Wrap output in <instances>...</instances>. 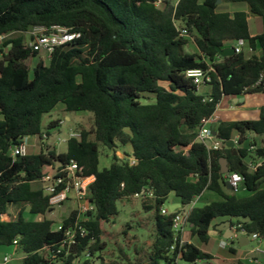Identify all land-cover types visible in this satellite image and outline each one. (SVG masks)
<instances>
[{"label": "trees", "instance_id": "16d2710c", "mask_svg": "<svg viewBox=\"0 0 264 264\" xmlns=\"http://www.w3.org/2000/svg\"><path fill=\"white\" fill-rule=\"evenodd\" d=\"M218 1L0 0V36L19 34L0 47V247H19L26 254L22 264H48L64 233L55 231L56 223L46 218L53 212L49 197L34 184L48 174L46 167L61 168L72 160L85 176L96 178L91 187L96 212L83 224L89 234L73 248L68 264L89 245L99 264L213 260L196 244L176 239V212L162 213L171 195L183 208L206 191L221 197L190 210V234L203 244L210 242L217 220H232V226L240 224L264 240V163L255 170L248 165L250 159L264 158V108L258 120L216 123L213 130L224 143L222 150L197 142L199 129L224 97L264 92V82L258 84L264 74V0ZM226 3H245L249 12L221 10ZM250 16L262 20L258 35L251 31ZM54 26L81 37L57 48L46 63L41 52L27 46L24 35L36 28L50 33ZM191 39L198 50L194 54L186 50ZM239 40L245 41L242 53L220 55L217 48L229 49ZM246 47L254 53L248 56ZM36 57L39 61L31 70L26 62ZM209 67L214 70L205 94L187 72ZM60 105L94 119L90 131L68 140L64 153L46 143L60 121L43 126L44 117ZM34 136L41 141L39 154L11 155L13 147ZM102 149L114 153L103 168ZM118 149L124 158L116 155ZM221 159L227 160L230 173L244 177L246 195L227 188ZM143 189L154 194L142 200L143 210L152 214V244L148 250L136 249L134 257L120 250L116 259H105L104 223L119 216V201L133 199ZM11 207L20 208L19 215L5 220ZM75 218L73 212L63 223L69 226ZM233 245L229 252L236 255Z\"/></svg>", "mask_w": 264, "mask_h": 264}, {"label": "rangeland", "instance_id": "374dc122", "mask_svg": "<svg viewBox=\"0 0 264 264\" xmlns=\"http://www.w3.org/2000/svg\"><path fill=\"white\" fill-rule=\"evenodd\" d=\"M172 4H175L178 0H169ZM221 10L224 11H233V10H246L248 6L245 3H226L220 7ZM252 30L255 31V25L258 24L259 32L262 30V20L259 17L251 16L250 18ZM36 31L34 29L31 33L25 34V41L28 43L31 40L32 34ZM18 33L11 35L10 37H17ZM1 47V46H0ZM247 55H251L254 52L249 50L248 47L245 48ZM187 52L190 54L197 53L198 50L194 43V40H190V44L187 47ZM1 56V52H0ZM40 58L48 63L50 56L46 51H41ZM39 61V58H31L26 62V64L30 67L31 70L35 68ZM31 76H33V71L31 72ZM203 89V88H202ZM152 96V95H151ZM153 100V96H152ZM66 118H70L68 121ZM60 121L59 126L52 131L51 136H48L46 143L50 146L56 147L59 153H64L67 151V142H63V139H68L71 133H80L82 130L90 131L94 125L93 115L90 113H69L64 110L63 106L60 105L55 111L46 115L44 117L43 126L44 129H47V126L51 122ZM26 147L28 153L31 154H39L41 152V141L39 137H27L26 138ZM127 149V148H126ZM113 152L102 149L101 151V168L107 167L110 165ZM116 155L119 158H124L123 150L118 149ZM55 168L46 167L45 172L48 174H54ZM35 188H41V183H35ZM239 195L243 196L247 193L241 188L238 192ZM174 200L171 203L170 200L166 202L164 208L170 212H174L175 210L181 209L182 205L180 202L172 198ZM221 197L211 191H206L202 196L197 197L195 199L194 207H203L205 205L211 204L212 202L220 201ZM193 205L187 207V210ZM118 207L120 210V214L115 218L111 223H104L103 228L106 231L103 237V242L105 243V250L102 253V256L107 259H116L120 255V250H123L126 254L130 255V257H134L136 254V249H147L153 242V221L151 219L152 214L146 213L142 207L141 199H130V200H122L118 202ZM75 208L73 203H65L63 207L56 209L53 213H48L46 215L47 219L53 220L55 223L62 222L65 218H67L71 211ZM25 214L27 217L29 215V207H27ZM185 208L181 210L187 211ZM20 208L11 207L8 215L5 217V220H14L19 215ZM127 225H131L129 228ZM125 232L128 234L125 235ZM186 234L183 235L187 240L193 241L194 238L190 234L189 227H186ZM241 234L236 233L235 237L226 241V239H222L227 242L229 245H233V247L239 249L243 252V254H249L253 247H256V242H252L251 245L248 246H240V238ZM194 244L201 247L203 250L210 252L214 259L205 262H197L191 263L186 261H179V264H232L233 262H229L227 259L233 258V255L229 252L228 248H221L220 239H211L208 244L201 243L197 238L194 240ZM9 256L11 258L10 262L7 264H22L23 258L26 257V254L17 246H2L0 247V264L4 263V257ZM258 258L263 259L260 262H256ZM254 264H264V256H259L257 258H253ZM249 261V259H247ZM96 263L99 264V261L96 260Z\"/></svg>", "mask_w": 264, "mask_h": 264}, {"label": "built area", "instance_id": "2783aa9c", "mask_svg": "<svg viewBox=\"0 0 264 264\" xmlns=\"http://www.w3.org/2000/svg\"><path fill=\"white\" fill-rule=\"evenodd\" d=\"M167 0H157V4H161ZM183 35H187V31L183 30ZM81 37L80 33L72 32L67 28L54 26L50 33L46 32L45 28H36V31L32 34L31 40L27 43V46L35 52L46 51L49 56L53 52L62 46L68 45L79 39ZM5 37L0 36V43H4ZM245 41L239 40L234 44L235 53L240 54L244 51ZM213 67L208 69H192L187 72V77L192 78L194 83L199 87L200 91L202 88H208L206 83L210 81V73L213 71ZM264 82V74L261 75L258 84ZM216 119L214 115L206 121V123L199 129V139L203 142L209 141L210 149L219 151L224 147V143L214 135L213 126L216 124ZM68 139H63V142H68L72 137H79L78 133H71ZM47 138V135L44 136ZM233 140L234 145L238 143ZM252 151L256 150V147L251 148ZM28 150L26 147V138L23 143L19 146L13 147L11 150V155L13 157L25 156ZM136 161L132 158L131 164L134 165ZM264 163V158L250 159L248 161L249 168L252 170L257 169ZM228 180L231 183L232 191L238 193L244 183V177L239 173H229L227 174ZM94 176H85L83 171L80 169L79 164L76 161H70L68 164L61 168H55L54 174L45 175L40 183L42 184V189L45 195L49 197V203L53 212L64 206L65 203H73L75 208L71 211L76 213L75 221L69 225L65 226L62 222L56 223L54 225L55 231H62L64 233V240L61 246L52 252L48 264H68L70 255L72 254L73 248L80 245L82 239H84L88 234V229L83 225L85 222L89 221L92 215L96 212V207L91 201V187L95 182ZM154 197L153 192L143 189L141 192L133 196L134 199H145ZM195 201L191 204L194 207ZM52 212V213H53ZM162 213L164 215L169 214L166 209L163 208ZM189 211L176 212L173 231L175 233L176 239L181 236L183 237L186 227H189L188 217ZM70 216V215H69ZM68 216V217H69ZM6 217V216H5ZM4 217V219H5ZM67 217V218H68ZM234 235L236 233L241 234L244 237L251 239L253 242H257L258 245L253 247V253L264 254V240L258 234L249 235L240 224L232 227ZM95 242L91 239L90 244ZM182 242L184 239L182 238ZM17 243V241H15ZM222 246L228 248L229 244L223 242ZM11 258L6 256L4 258V263H9ZM97 255H92L90 252V245L82 252L81 256L71 261V264H97ZM251 262H254L251 259Z\"/></svg>", "mask_w": 264, "mask_h": 264}, {"label": "crops", "instance_id": "0c3cea01", "mask_svg": "<svg viewBox=\"0 0 264 264\" xmlns=\"http://www.w3.org/2000/svg\"><path fill=\"white\" fill-rule=\"evenodd\" d=\"M237 10H233V11H229V12H235ZM241 11V10H238ZM243 11H247L249 12V9L243 10ZM251 18V16H250ZM249 18V20H250ZM250 26H251V22H250ZM258 24L255 25V31L252 30L251 27V31L253 33V35H258L262 32L263 30V26H262V30L261 32H259L258 29ZM13 35V34H12ZM11 36V35H10ZM10 36L5 37L4 42L10 38ZM32 38V37H31ZM3 44V43H2ZM2 44L0 43V46H2ZM232 46V45H230ZM234 47V44H233ZM1 58V56H0ZM202 93L207 94L208 92V88H203L201 90ZM236 97H224L223 100L221 101V103L218 105L217 110L214 114V118L216 119V122H221V121H241V120H258L260 118V114L262 109L264 108V92L263 93H259V94H248L245 96V101L243 103H235L234 99ZM68 121L70 120V118H66ZM173 195L170 196L169 200L171 201V203L174 202V200L172 199ZM191 206V205H189ZM187 206V207H189ZM187 207H185V209L187 210ZM164 208V207H163ZM165 209V208H164ZM182 209H184L183 207L181 209L175 210L173 213L181 211ZM192 209V207L190 208V210ZM167 210V209H166ZM168 211V210H167ZM189 211V210H187ZM169 212V211H168ZM172 213V212H170ZM228 220H217L213 223V228L210 230V240L211 239H220V245L221 248H224L222 246L223 242H225L222 239H226V235H230L229 232H226L225 229L227 227V225L225 224ZM233 231V228H232ZM187 232H185L184 234H186ZM235 237V235H234ZM244 236H241V238L239 239L240 242L242 241L245 246L251 245L253 241H251V239L245 240ZM184 242H189V243H194L193 241L187 240L186 237L184 236ZM229 239H226V241ZM256 244L258 245V243L256 242ZM230 246V245H229ZM199 247V246H198ZM244 247V246H243ZM200 249H202L201 247H199ZM235 248V247H234ZM203 250V249H202ZM229 250V247H228ZM237 254L233 255V258H229L227 259L229 262H236L237 260H243V261H248L247 259H249V263L254 264L253 262H251L252 256L253 258H257L259 256H264V254L262 253H253L252 251L249 254H243L242 251H240L239 249H237ZM205 251V250H203ZM208 252V251H205ZM210 253V252H208ZM6 257V256H5ZM4 257V258H5ZM24 259V258H23ZM263 259L258 258L257 260H255L257 263L260 262L262 263ZM200 262V261H199ZM5 264V263H3Z\"/></svg>", "mask_w": 264, "mask_h": 264}, {"label": "water", "instance_id": "95a60500", "mask_svg": "<svg viewBox=\"0 0 264 264\" xmlns=\"http://www.w3.org/2000/svg\"><path fill=\"white\" fill-rule=\"evenodd\" d=\"M218 3L220 4L221 0H219ZM217 50L219 51V53H220V55L222 57H228V56H232V55L235 54V50H234L233 47H231L229 49H226V50H221L220 48H217ZM244 101H245V96L236 97L234 99L235 103H238V102L243 103ZM214 135H216V132H214ZM197 142L198 143H202L203 141L201 139H198ZM205 143L207 145H210L209 141H206ZM228 146L229 147H233L234 146V142L230 141ZM220 164H221V172H222V174H229L230 171H229V168H228L227 160L226 159H221ZM226 184H227V188L229 190H232L231 183L229 181H227ZM225 224L227 225L225 231L230 233V235H226L225 237H226V239H232L234 237V232L232 231V227H233L232 226V220L227 221ZM244 239L247 240V242L249 240L247 237H245ZM240 246L243 247V246H245V244L241 241L240 242Z\"/></svg>", "mask_w": 264, "mask_h": 264}]
</instances>
